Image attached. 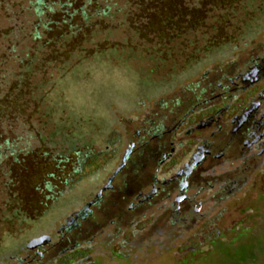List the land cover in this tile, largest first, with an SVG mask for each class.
I'll return each mask as SVG.
<instances>
[{"label":"rangeland","instance_id":"rangeland-1","mask_svg":"<svg viewBox=\"0 0 264 264\" xmlns=\"http://www.w3.org/2000/svg\"><path fill=\"white\" fill-rule=\"evenodd\" d=\"M236 1H219L215 5L225 4L229 8ZM241 1L236 13L245 19L244 30L237 31L235 26H227L231 28H227L225 34L231 36L229 40L232 43L190 67L186 66L181 73H176L173 66L158 67L151 59L144 62L128 49L103 47L45 84L47 94L35 96L36 114L21 118L16 126L18 132L28 133L33 129L40 144L59 143L95 151L104 148L109 133H117L119 144L107 164L87 174L69 192L54 201L48 198L44 185L49 183L51 190L57 193L69 174L73 157L64 164L57 163L58 158L55 157V161L50 163V156H43L44 149L40 148L12 168L22 206L30 217L36 219L30 221L20 217L10 223L7 230L0 231V264H17V259L23 261L28 254L31 258L33 251L40 248L43 258L28 264H58V253L66 251L62 246L64 241L77 230L86 228V224L79 221L78 211L133 155L142 137L140 126H144L148 119L160 121L171 130L179 124L181 119L171 117L170 108L161 110L160 101L168 103L178 99L181 107L171 109L173 113L182 114V110L189 107V99L201 89L205 90V99H210L208 105L215 104L216 85L223 75L231 79L228 84L236 89L239 80L232 73L242 74L249 61L264 53V0ZM173 16L174 13L168 11L150 18L153 22L149 21L142 36L181 33L188 23L184 16L176 19ZM221 36L219 32L217 39L221 40ZM229 40L225 38L223 41ZM195 84L197 88H194ZM26 122L30 124L28 129ZM226 123L228 121L220 120L192 127L190 133L172 134L174 143L185 145L192 141L193 145L174 174H156L157 182L143 191L144 194H155L152 208H147L143 220L136 222L132 216L134 212L128 206H119L121 210H117L114 196L118 180L115 175L108 189L101 192L99 207H88L91 211L89 229L83 232L80 243L90 246L88 261L84 263L264 264V163L255 172L242 175L233 192L227 193L219 188L218 184L224 183L229 176L231 159L240 156L236 147L226 148ZM31 144L38 146L36 142ZM201 150L211 154L197 162L196 170L190 174L189 191L182 195L193 198L191 213H183L181 218L174 211L179 203L175 199L181 196L177 190L165 198L166 190L156 189L161 179L166 181L168 177H174L177 171L183 170V163ZM109 189L111 191H107ZM60 227H69V230L59 231ZM240 229L244 233H238ZM214 233L217 235L213 241L216 245L202 244L205 237ZM58 240L59 245L50 248ZM30 242L36 245L26 248ZM198 243L201 244L198 246ZM191 246L197 252L192 254Z\"/></svg>","mask_w":264,"mask_h":264},{"label":"trees","instance_id":"trees-1","mask_svg":"<svg viewBox=\"0 0 264 264\" xmlns=\"http://www.w3.org/2000/svg\"><path fill=\"white\" fill-rule=\"evenodd\" d=\"M219 1L227 0H0V231L7 230L8 225L20 217L30 221L36 219L23 208L18 181L12 175V168L17 167L24 157L40 148L44 149L43 156H50V163L55 161V157L61 164L73 157L69 174L57 193L51 190L49 183L44 185L48 198L54 201L69 192L87 174L107 164L119 144L117 133H109L104 148L95 151L59 143L40 144L33 129L28 133L18 132L16 126L20 119L36 114L35 96L47 94L45 84L103 47L125 48L144 62L151 59L158 67L173 66L176 73H181L186 66L190 67L232 43L229 40L231 36L225 34L227 28H231L227 26H235L237 31L244 30L245 19L236 13L242 1H236L229 8L225 4L216 7L215 3ZM168 11L174 13V19L184 16L188 26L179 34L142 36L152 18ZM219 32L221 40L217 39ZM225 38L229 41H223ZM232 74L239 75L238 72ZM229 81L231 79L223 75L217 82V101L213 105H208L210 99H205V90L202 89L193 94L189 107H185L182 114L173 113L171 109L181 107L178 99L159 102L161 110L170 108L171 117L181 120L174 131L153 119L140 126L141 141L116 175L118 186L114 197L117 210H121L119 206H128L131 201L134 220H143L155 197L152 192L144 194L143 191L157 182L156 174H174L193 145L192 141L185 145L174 143L172 134L190 133V128L212 124L216 119L226 122L231 112L247 102L254 91L242 93L241 87L235 89L228 84ZM230 94L236 98L229 97ZM24 124L28 129L30 124ZM31 142L38 146L34 147ZM172 179H161L156 189L166 190L165 198L176 189ZM83 212L84 209L78 217ZM61 230L68 231L69 228ZM82 230H77L64 241L62 246L69 253L60 256L58 264L88 261L90 246L80 244L85 232ZM240 231L244 233L241 229L238 233ZM216 237L215 233L209 235L202 244L216 245L213 242ZM190 248L193 249L192 254L197 252L193 246Z\"/></svg>","mask_w":264,"mask_h":264},{"label":"flooded vegetation","instance_id":"flooded-vegetation-1","mask_svg":"<svg viewBox=\"0 0 264 264\" xmlns=\"http://www.w3.org/2000/svg\"><path fill=\"white\" fill-rule=\"evenodd\" d=\"M237 78L239 84L236 88L241 87L242 93L249 90H253L254 92H251L250 96L247 98V102L243 104V106L231 112L230 118L227 120L228 123L225 125L228 127L226 148L236 147L240 153V156L233 157L231 159L232 161L229 163L231 171L228 178L225 179L224 183L218 184L219 188L225 190L227 193L233 192L238 187L242 175L255 172L258 167L264 163V158H262L264 157V53L261 57L249 61L246 71L237 75ZM241 83L244 84V86H240ZM218 122V119H216L213 123ZM210 154L211 153L207 150L193 153V155L183 163V170L172 177V183L176 185V190L181 195L175 199L176 203H179L174 210L180 217L183 213H191L190 203L193 198L191 196L187 197L182 195L189 191V179L192 176L190 174L196 170L197 162L202 161L204 157L205 159L208 158ZM118 172L115 175H117ZM107 191H111V189ZM101 196L102 194L95 199L96 201L92 203L89 208L92 206L99 207ZM181 206H183V208ZM128 207L129 209L132 207L131 201ZM89 208L84 209L81 217H78L81 223L83 222L86 224V228L84 229L85 232L89 229V220L91 218V211ZM59 240L50 248H54L55 245L58 246ZM40 249L37 251L34 250L32 253L33 257L31 256V258L28 254L23 261L17 259V264L39 262L44 256V253L39 251ZM61 251L62 252L58 253L59 257L69 253L68 251Z\"/></svg>","mask_w":264,"mask_h":264},{"label":"water","instance_id":"water-1","mask_svg":"<svg viewBox=\"0 0 264 264\" xmlns=\"http://www.w3.org/2000/svg\"><path fill=\"white\" fill-rule=\"evenodd\" d=\"M120 170V168H117L114 172H113V174L108 178V180H107V183L97 192V194L92 198V200L90 201V202H88L86 205H85V207H83L82 209H86V208H88L92 203H94L96 200V198L98 197V196H100V194H101V192H103L104 190H106V189H108V187H109V183L111 182V180L113 179V177L115 176V174L118 172ZM81 209V210H82ZM81 210H79L78 211V214H79V212L81 211ZM63 227H60V229H59V231H61V229H62ZM33 245H36L35 243H33V242H30L27 246H26V248H32V246ZM39 246V245H38Z\"/></svg>","mask_w":264,"mask_h":264}]
</instances>
